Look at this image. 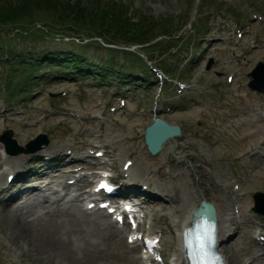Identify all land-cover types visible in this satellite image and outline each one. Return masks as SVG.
Masks as SVG:
<instances>
[{
    "label": "rangeland",
    "instance_id": "374dc122",
    "mask_svg": "<svg viewBox=\"0 0 264 264\" xmlns=\"http://www.w3.org/2000/svg\"><path fill=\"white\" fill-rule=\"evenodd\" d=\"M130 1L135 9L154 17L169 15L175 20L187 17L175 37L179 40L187 39L189 34L193 36L192 24L199 23V28H203L199 39L202 41L201 47L195 46L186 52L182 46L179 57L169 55L168 48L165 53L171 65L169 69L174 70L176 65L178 67L172 78L184 76L189 84L184 99L175 100L169 87L161 89L159 83L138 89L129 85L122 89L127 95L126 106L110 113L107 106L117 105L118 102L114 96L117 81L112 85H100L96 80L91 83L74 77H41L39 72L41 79L34 86L30 85L34 88L32 93L25 96L22 102L15 101L11 105L5 101L2 91L6 66L0 63V135L11 130L16 144L23 147L29 140L37 138L38 134L45 133L50 140L47 149L63 151L65 147L71 146L78 153L85 152L98 139L105 147L107 166L115 181L119 179L125 158L131 157L142 164L140 175L136 177L133 174L130 184L139 186L149 181L150 191L159 193L163 198L151 200L153 203L149 208V216L155 228L162 231L164 255L169 263L178 253L181 212L179 208L172 210L175 203H171L167 193L158 188L166 183L168 171L173 170L174 185L183 200L199 203L204 196L210 202L216 201L214 204L221 210L230 211V184H243L240 191L242 197L238 200L239 217L229 224L227 233L232 238L224 243L223 249L230 264H245L257 255L252 233L260 227L264 229V217L251 209L252 195L264 192V158L256 152L264 147V119L258 114L264 111V95L247 86L248 72L259 61L264 62V21L255 22V26L248 31L243 26L251 20L252 12L264 17V0ZM202 2L206 6L202 7ZM238 27L244 30L241 44H238L234 35ZM46 41L44 44H34L35 52L42 47L51 50L54 44L60 46L65 43L68 51L71 48V44L58 39ZM23 44L18 43L16 48L21 49ZM116 48H120V45ZM31 51L29 49L27 52ZM187 56L193 57V67L183 71V66H178L179 59L184 60ZM209 58L215 63L206 69ZM58 73L65 74V71L62 69ZM228 73L234 74V81L224 86L223 81ZM173 81L169 80L171 84ZM62 89H68L69 93L61 94ZM165 106H170L171 112L156 114L170 124L180 125L182 134L164 143L156 162L146 163L141 157V153L146 152L144 129L151 123L154 111H160ZM69 111L80 115L76 114L77 117L71 120L66 115ZM97 115L101 117L97 118ZM82 126L86 130L80 134L77 130ZM215 141L216 144L213 143ZM4 153L0 143V162ZM19 155L24 156V161L14 164V167L27 168L26 161L36 157L34 154ZM251 158L254 159L253 171L248 173ZM169 162H175V165L167 168ZM240 176L246 180L243 182ZM224 190L227 191L226 205L222 201ZM5 197L6 194L0 195V199ZM0 203V209H4L3 205L10 202L0 200ZM2 217L3 213L0 212V221ZM121 243L124 245L123 234ZM124 249L130 251L126 246ZM53 256L50 251L38 249L27 233L9 237L0 226V264H69L59 262ZM103 262L101 258H95L94 261L95 264ZM251 264L264 263L260 260Z\"/></svg>",
    "mask_w": 264,
    "mask_h": 264
},
{
    "label": "trees",
    "instance_id": "16d2710c",
    "mask_svg": "<svg viewBox=\"0 0 264 264\" xmlns=\"http://www.w3.org/2000/svg\"><path fill=\"white\" fill-rule=\"evenodd\" d=\"M186 20L187 17L175 20L169 15H148L135 9L130 0H0V54L11 53V72L5 83L15 89L24 76L31 78L33 74L32 65L18 67L16 43L44 44L55 39L74 44L76 52L68 53L65 43L54 44L51 50L38 53L43 63L71 64L80 77L101 82L114 77L129 81L136 68L147 67L142 58L129 50L104 46L98 39L115 46L139 45L146 54L173 45L178 46V51L183 39L175 37Z\"/></svg>",
    "mask_w": 264,
    "mask_h": 264
},
{
    "label": "bare ground",
    "instance_id": "6f19581e",
    "mask_svg": "<svg viewBox=\"0 0 264 264\" xmlns=\"http://www.w3.org/2000/svg\"><path fill=\"white\" fill-rule=\"evenodd\" d=\"M141 157L146 163L156 162V156H150L148 152L141 153ZM24 161V156L6 155L3 159L6 166H12ZM142 164L135 161L131 166V171L135 176L140 175ZM168 179H172L169 174ZM1 182V178H0ZM160 187V186H159ZM162 191L173 194L175 203L172 210L180 209L177 239L178 257L174 264H181L182 232L188 226L193 217V211L197 210L199 203L195 201L187 202L178 195L176 185L167 184L160 187ZM227 191H223V204H227ZM207 200L202 196V199ZM15 203L19 200L14 199ZM200 202V201H199ZM19 203V202H18ZM22 208L8 204L6 208L0 209L3 217L0 226L8 233V236L18 237V234L27 233L35 242L38 249L50 251L55 260L69 264H95V258H101L103 264H137V258L133 257V251L124 249L125 244L121 243V232L117 230L107 216L101 212L87 214L81 211L75 204L61 207L59 204L43 206V204H33L25 206L26 200H20ZM216 201L213 202V204ZM217 206L216 204H214ZM40 207H48L47 210L35 213ZM29 218V216H31ZM232 216L225 209H217V223L220 231L221 244L226 236V228L232 222ZM232 236L228 237V239ZM53 256V257H54ZM49 261V260H48Z\"/></svg>",
    "mask_w": 264,
    "mask_h": 264
},
{
    "label": "water",
    "instance_id": "95a60500",
    "mask_svg": "<svg viewBox=\"0 0 264 264\" xmlns=\"http://www.w3.org/2000/svg\"><path fill=\"white\" fill-rule=\"evenodd\" d=\"M249 76L251 77L249 86L252 89L264 92V64L259 63ZM179 134L180 130L177 125H170L162 119L155 118L153 119L152 124L146 128L144 136L146 147L151 154H155L160 150L164 141L173 138L174 136H178ZM11 136V131L7 130L0 136V139L6 145L7 150L12 154L34 152L38 150L42 144L48 143V140L44 136H41L34 141L28 142L25 148H23L17 146L16 141L12 139ZM262 198H264V193H256L254 195V210L264 214ZM193 215H207L209 218L215 219V208L211 203L202 200L200 206L194 211Z\"/></svg>",
    "mask_w": 264,
    "mask_h": 264
}]
</instances>
